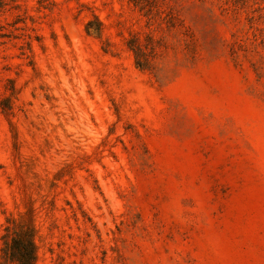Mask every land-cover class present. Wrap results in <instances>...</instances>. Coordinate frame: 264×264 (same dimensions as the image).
<instances>
[{"label":"rangeland","instance_id":"374dc122","mask_svg":"<svg viewBox=\"0 0 264 264\" xmlns=\"http://www.w3.org/2000/svg\"><path fill=\"white\" fill-rule=\"evenodd\" d=\"M18 225L34 264H264V0H0V264Z\"/></svg>","mask_w":264,"mask_h":264},{"label":"trees","instance_id":"16d2710c","mask_svg":"<svg viewBox=\"0 0 264 264\" xmlns=\"http://www.w3.org/2000/svg\"><path fill=\"white\" fill-rule=\"evenodd\" d=\"M7 230H9L8 227ZM2 250L10 264H34L36 244L32 229L18 225L9 239L4 240Z\"/></svg>","mask_w":264,"mask_h":264}]
</instances>
